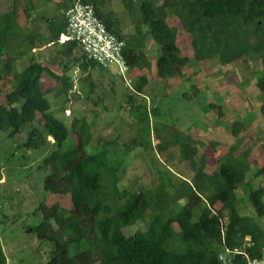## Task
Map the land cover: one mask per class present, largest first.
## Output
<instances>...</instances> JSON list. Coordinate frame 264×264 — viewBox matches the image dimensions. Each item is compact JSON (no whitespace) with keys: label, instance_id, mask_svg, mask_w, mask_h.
<instances>
[{"label":"trees","instance_id":"16d2710c","mask_svg":"<svg viewBox=\"0 0 264 264\" xmlns=\"http://www.w3.org/2000/svg\"><path fill=\"white\" fill-rule=\"evenodd\" d=\"M75 1L66 0L61 11ZM80 1L91 3L108 29L126 41L124 53L130 76L134 69H150L141 43L118 33L109 12L98 10L100 0ZM139 12V24L148 27L149 35L159 47L156 75L161 79L182 78L183 67L194 61L217 58L225 65L239 59L258 60L261 68L255 71L254 85L261 96L258 110L264 119V0H162L160 3L141 0ZM169 15L177 18L179 26L190 36L191 55L181 52L178 29L167 22ZM46 22L47 41L60 40L66 26L64 14L47 17ZM17 27L12 13L0 14V79L5 76L13 79L9 91L3 93L0 88V130L9 137L26 131L16 148L26 151L28 156L31 152L39 154L37 167L45 172L43 190L69 194L72 204L66 210L57 204L46 207L39 202L33 209L32 215L40 213L41 217L36 223L26 225L25 232H32L40 247L48 245L42 264H221L218 255L226 247H239L250 257L264 254V229L236 206V191L245 183L246 171L252 167L262 177L263 185L249 192L248 202L258 217L264 216V157L256 165L251 161L249 146L240 155L228 150L216 157L217 165L207 171L194 159L192 142H178L172 137L173 142L180 144L182 157L194 172L193 183L183 179L171 194L162 182L141 185L139 189L120 188L119 175L126 153L140 142L132 140L133 144H125L127 151L121 153L116 137L93 145L84 116L73 117L67 124L52 110L46 94L50 88H42V74L48 73L68 88L72 83L64 71L58 73L50 67V61L31 58L22 69H16L9 49L2 48L4 37ZM60 45L59 52L66 62L63 57L60 60H64L66 69L67 58L79 46L73 40H63ZM3 53L7 56L2 57ZM71 57L73 65L80 70L88 66L104 68L83 53L81 60ZM147 82L146 75L136 76L134 89L142 92ZM190 87L193 95L200 92L192 83ZM64 88L60 87L59 92ZM126 97V107L142 119L139 112L146 106L144 99L135 100L131 93ZM207 106L211 110L217 108V116L222 117L219 103L209 102ZM65 109L62 105L59 110ZM38 115L43 117L42 123ZM243 129L239 121L232 124L234 135ZM160 141L157 147L163 150L168 143ZM172 199L181 200V207H173ZM217 201L222 204L214 209L212 206ZM146 221L144 229L124 232L125 227ZM0 264H8L1 244Z\"/></svg>","mask_w":264,"mask_h":264},{"label":"rangeland","instance_id":"374dc122","mask_svg":"<svg viewBox=\"0 0 264 264\" xmlns=\"http://www.w3.org/2000/svg\"><path fill=\"white\" fill-rule=\"evenodd\" d=\"M65 1L0 0V14L12 13L18 25L4 37L2 49H9L8 54L14 59L13 65L17 70L33 58L50 61L49 66L56 72L64 71L68 75L72 83L69 88L45 72L41 77L42 88H50L46 94L51 109L67 124L73 117H85L93 145L116 137L117 149L121 153L127 151L125 144L131 145L132 140L140 142L126 153L124 168L119 175L120 188L139 189L141 185L162 182L171 194L183 179L193 183L194 172L188 160L182 157L178 142H192L195 147L194 159L207 171L217 165L216 157L228 150L233 155H240L247 146L251 161L256 165L261 164L264 157V119L258 110L261 96L254 85L255 71L261 68L258 60L239 59L225 65L220 64L217 58L194 61L183 67L182 78L161 79L156 75L159 47L149 35L148 27L139 24L141 0H100L98 10L109 12L118 33L129 36L134 43H141L150 69H134L128 82L111 68L88 66L86 70H80L73 65L71 57L81 60L82 52L78 47L67 58V68L64 69L66 58L59 52L63 40L47 41L49 28L46 18L62 14ZM153 1L160 3L162 0ZM167 22L177 26V42L181 52L191 55L190 36L179 26L177 18L169 15ZM1 56L6 57L7 54ZM61 57L64 60H60ZM140 74L146 75L148 82L142 92H137L133 79ZM190 83L200 92L193 95ZM12 84L11 76L0 79L3 93L9 91ZM63 86L65 88L60 93L58 89ZM184 92L191 96L184 95ZM130 93L135 100H145L146 106L139 112L140 120L138 113L126 107V95ZM209 102L221 105L222 117L217 116V108H208ZM62 105L66 107L63 112L59 110ZM38 118L42 123L43 117L38 115ZM235 121L245 128L237 135L232 133ZM25 135L26 131H23L9 137L0 130V244L8 264H42L45 261L44 249L48 245L40 247L36 236L32 232H25L26 225L36 223L41 217L40 213L39 216L32 215L39 202L46 207L57 204L66 210L72 205L69 194L43 190L45 172L37 167L39 154L31 152L28 156L26 151L16 148ZM172 137L179 141L173 142ZM162 139L168 145L159 150L157 145ZM246 175L247 180L236 191V206L264 229V216L258 217L248 202L249 192L263 185V180L252 167L246 171ZM171 204L180 208L182 201L172 199ZM221 204L217 201L212 207L218 209ZM147 224V221L136 223L125 227L124 232L128 234L136 229H144Z\"/></svg>","mask_w":264,"mask_h":264},{"label":"built area","instance_id":"2783aa9c","mask_svg":"<svg viewBox=\"0 0 264 264\" xmlns=\"http://www.w3.org/2000/svg\"><path fill=\"white\" fill-rule=\"evenodd\" d=\"M63 14L66 26L60 40L76 41L87 58L104 68H111L128 82L130 72L124 53L126 41L108 29L95 12L94 6L89 2L76 0L63 10ZM218 258L221 264H264V254L250 257L239 247H226L224 252L219 253Z\"/></svg>","mask_w":264,"mask_h":264}]
</instances>
